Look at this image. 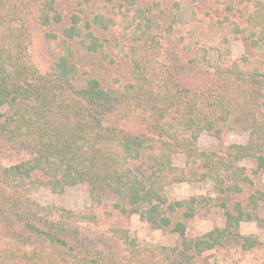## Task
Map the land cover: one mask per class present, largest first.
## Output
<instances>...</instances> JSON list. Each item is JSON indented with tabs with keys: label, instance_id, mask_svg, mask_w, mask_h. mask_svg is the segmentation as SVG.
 Returning <instances> with one entry per match:
<instances>
[{
	"label": "trees",
	"instance_id": "1",
	"mask_svg": "<svg viewBox=\"0 0 264 264\" xmlns=\"http://www.w3.org/2000/svg\"><path fill=\"white\" fill-rule=\"evenodd\" d=\"M28 1L0 0V148L9 144L30 155L1 166L0 177L14 192L16 208L11 211L27 231L48 246L0 245V264H115L113 260L101 262L83 249L80 255L72 253L75 259L70 262L62 250H76L78 244L70 246L67 230L50 220L41 226L24 208L33 205L31 192L37 182L58 194L74 185L88 189L91 206L79 212L64 211L68 218L96 221L104 198L112 194L120 212L138 214L152 227L181 236L175 246H144L128 230L116 229L138 264H193L204 252L219 247L236 244L251 250L264 246L260 233L240 231L248 222H256L264 230V191L257 189L247 201L241 198L244 186L253 180L239 164L249 157L256 160L255 174L264 168V128L256 120L251 91H259L264 82V0L252 1L253 10L243 21L230 14L201 16L196 11L185 18L175 11L169 29L181 33L188 51L201 44L192 60L213 68L216 80L203 90L199 105L192 99L183 106L172 96L154 101L146 98L153 109L152 135L105 124L119 107L141 101L148 85L150 54L142 43L152 29L148 10L135 0H128L131 5L125 9L115 6L114 0H100L92 11L80 3V10L66 17L55 0H44L39 3L38 21L44 27L53 60L50 70L42 73L29 53ZM111 32L125 37L124 42L116 37L114 49L131 56L133 81L105 86L82 66L80 52L100 53L114 62L107 47L110 39L103 38ZM232 35L246 41L255 55L241 61L232 59ZM203 38L206 43H202ZM214 50L216 58L211 56ZM234 124L251 130L246 144H230L225 154L197 145L204 130L219 137ZM176 154L185 155L186 166L175 165ZM208 180L214 183V195L168 198L166 188L172 183ZM213 207L224 210L225 224L199 236L188 235V222Z\"/></svg>",
	"mask_w": 264,
	"mask_h": 264
},
{
	"label": "rangeland",
	"instance_id": "2",
	"mask_svg": "<svg viewBox=\"0 0 264 264\" xmlns=\"http://www.w3.org/2000/svg\"><path fill=\"white\" fill-rule=\"evenodd\" d=\"M28 1V0H27ZM44 0H29V20L31 27V42L29 53L32 61L42 73L50 70L53 60L48 50V42L45 38L44 27L38 21L39 3ZM254 0H135V3L148 10L152 17V29L144 37L142 43L149 51L148 75L149 82L143 91L141 101H133L130 105L119 107L110 114L105 124L107 126L123 128L124 130L152 135L150 127V116L153 111L146 98H166L172 96L175 103L180 99L182 105H186L194 99L199 105L203 90L216 80L213 68L194 61L199 45L193 46L191 51L184 48V41L180 38L181 33L177 30H170L169 24L175 11H179L185 18L192 15L194 11L201 16L209 13L214 17L230 14L242 21L249 11L253 10ZM56 6L67 17L70 13L80 10L81 4L85 5L87 11H92L102 1L86 2V0H55ZM114 5L127 8L131 5L128 0H114ZM245 14L243 17L242 15ZM205 29H208L207 27ZM104 33L103 38L108 37V52L115 59L111 62V57H106L100 53L80 52L82 66L90 69L91 75L97 76L105 86L115 84H125L133 81L132 61L130 55L122 54L119 49H114L115 34ZM124 42L125 37H118ZM206 40V39H205ZM203 38L202 43H206ZM230 47L232 59L241 61L244 56L255 55L254 50L241 37L230 36ZM207 41V40H206ZM209 46V43L208 45ZM144 53V50L141 51ZM120 54V55H119ZM211 56L216 58L218 52H211ZM249 85V84H248ZM248 85H244L248 87ZM251 86H249L250 88ZM256 120L264 128V82L261 83L259 91H254ZM137 104H142L141 106ZM7 107L3 108L6 111ZM251 130L241 124H234L231 128H226L221 135L215 136L204 130L198 139L199 148L216 151L225 154V150L230 144H246L250 139ZM30 157L22 150H18L4 144L0 148V167L9 166L21 162ZM173 162L179 167L186 166V157L183 154H176ZM240 166L246 168L253 180L251 184L244 186L242 199L247 201L249 195L257 189L264 191V168L258 174L253 172L256 168L255 158H244L239 162ZM168 198L171 201L186 199L192 195H214L216 189L211 180L194 182H175L166 188ZM13 194L7 188L0 177V245L10 247L43 248L44 244L40 237L27 231L23 224L17 219L11 208H16L12 202ZM34 200L33 205H26L25 210L28 215L37 219L41 226L45 220L54 222L57 228L66 229L69 244H78L76 250L65 247L62 252L73 262L75 257L72 253L84 252L100 258L105 262L113 260L115 264H138L134 256L127 249L126 244L120 238L121 232L116 229H126L130 235L137 237L140 244L175 246L180 243L181 236L169 229H158L152 227L148 222L142 220L138 214L127 215L115 208V198L112 194H107L102 206L97 210V220L79 221L77 218L64 216V211L79 212L91 206V197L88 189L83 185L67 187L64 193L53 192L47 185L37 182L32 187L31 192ZM11 202V203H10ZM12 204V206H11ZM6 205V206H5ZM261 216L264 217V202L261 205ZM225 224L224 210L213 207L198 213L188 222L187 234L199 236L214 228ZM240 231L242 233L257 232L264 240V230L258 227L256 222L243 223ZM48 246V244L46 243ZM51 249L49 248V251ZM67 264H72L66 262ZM193 264H264V246L251 250H243L241 246L232 244L228 247H219L208 250L199 256Z\"/></svg>",
	"mask_w": 264,
	"mask_h": 264
}]
</instances>
